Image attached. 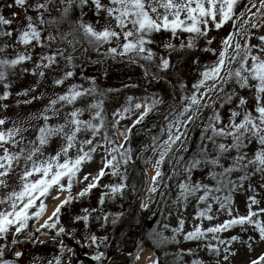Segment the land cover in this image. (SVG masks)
<instances>
[{
    "label": "snow or ice",
    "instance_id": "snow-or-ice-1",
    "mask_svg": "<svg viewBox=\"0 0 264 264\" xmlns=\"http://www.w3.org/2000/svg\"><path fill=\"white\" fill-rule=\"evenodd\" d=\"M242 2L243 0H0V85L3 87L0 101H7L12 96V82L9 77L17 75V69L23 74L42 79L49 71L55 73L62 70V75L55 76L52 80L53 86L60 87L74 77L76 61L90 59L86 54L95 52L103 60L93 63L100 64L108 59H126L129 63L146 61L154 64L159 72H167L172 67L170 53L177 49V44L171 40L163 44L168 55L159 57L157 62V55L152 47L156 44L157 34L169 33L172 39L180 40V50H191L197 47L201 38L208 45L213 43L212 39H207V26L214 24L220 29L232 22L236 28V20L242 21L236 31L222 40L223 47L216 61L211 66L204 67L200 79L192 86V95L181 97L186 103L169 122L167 139L161 143L153 137L152 143L145 146V150L150 148L157 157L154 162L151 157L144 161L152 164L154 170L151 186L148 187L151 204L154 203L153 196L160 187L171 188V183H164L165 174L161 166L166 158L183 148L186 134L180 129H187L189 125L195 124L204 109L212 110V115L207 117V123L202 124L200 153L189 160L181 155L176 161L178 166L183 167L187 177L179 181V192L174 203L183 202L187 205L190 198H195L198 204H204L205 207L198 210L195 220H213V203L219 204L217 212L227 211L231 218L208 228L197 224L188 232H184L185 221L180 219L179 226L172 231L174 234H183L186 241H207L205 248L215 255L216 264H219L221 258L227 262L229 254L234 255L226 246L229 242L220 239L218 235L232 226L239 225L244 229L245 225H252L253 230L258 232L259 241L264 242V221L254 219L264 214V208L258 212L252 210V205L259 204L255 195L248 197L247 215L234 217L231 207L225 203L231 200V196L225 195L221 199L219 195L226 189L231 193L238 188H244L245 182H248L247 191H255L253 181L257 187L264 189V35L258 37L260 44L250 43L251 30L264 28V0H247L244 10L237 15L236 8ZM253 9L256 11L253 12ZM246 15L248 18L244 19ZM241 33L245 37L244 44L239 40L234 42V37ZM184 34H187V38L181 39ZM203 51L216 54V50L210 47H205ZM77 53L81 55L78 56ZM61 61L64 62L63 69ZM194 62L199 63L198 60ZM28 63L32 64L31 68L25 66ZM104 75L107 76V72ZM145 75H149L147 69ZM152 76L154 78L155 74ZM88 79L91 87L68 84L67 90L49 98L48 104L38 114L24 119L18 117L15 120L0 117V187L10 188L13 164L19 167L21 159L24 160L20 190L13 189L6 198L0 199V205H8L0 211V241L9 240L11 237L9 242L12 245L28 240L43 243L36 233L46 235L41 229H57L61 209L75 199L71 193L73 178L85 163L92 160V154L98 149L104 151L103 165L95 175L89 173L83 176L81 182L87 184L78 196L83 197L98 187L101 178L108 174L106 169L110 168L113 176L120 177V182L104 186L109 191L102 194L100 203H104L105 197H123L124 190L128 187L127 166L133 158L130 147L132 129L141 124L162 101L153 98L150 103H136L135 109L140 110L143 107V111L139 112L130 126L120 128L121 120L127 118L124 114L132 110L133 98L129 97V106L113 113L117 119L112 125V135L109 136L102 115V101L89 103L86 108L76 107L82 98L99 93L95 87V78ZM238 89L249 91L251 97L240 95ZM30 93V99L18 101L17 104H30L44 98L43 94L35 95L34 86L26 88L22 93L17 92L16 95L28 97ZM217 105L220 108L230 106L226 122L217 111ZM0 107L7 110L9 105L4 103ZM86 111L89 112L90 119L82 118ZM53 119H63V123L50 124L49 121ZM41 120L42 125L33 124V121ZM30 130L36 132L34 140L25 136ZM89 133L90 138L78 139L81 134ZM117 133L123 138V143H116ZM163 134L162 130L160 135ZM57 137L63 141L59 150L54 155L43 158L45 148ZM205 140L207 144L203 143ZM126 144L129 146L125 147ZM208 144L212 146L211 152ZM73 149L76 150L75 156L70 155ZM195 169H207L206 178L215 181V184L204 183L202 180L193 181L192 173ZM233 173H239L235 180L232 179ZM179 175L173 169L168 180L178 178ZM144 177L147 185V171L144 172ZM65 179L66 185L63 182ZM54 187L60 193L67 191V197L55 206L51 216L35 228L34 232L26 233L22 241L19 237L28 228V221L33 218L38 220L46 205L41 201L38 205L39 211L31 213L30 209L37 206L35 202L38 199L50 195ZM160 195L163 197L165 193ZM141 207L147 208L148 205L142 204ZM84 212L88 214L76 217V220L83 219L87 222L90 213L88 209H84ZM116 222L117 219L112 220L113 224ZM107 223L106 214L102 226ZM65 234L68 233L63 226L56 231V237ZM107 239L89 233L80 237L77 242L87 240L89 246L95 245L99 249L101 244L107 246ZM163 239L167 241L169 238ZM171 239L179 243L175 235ZM213 240L216 241L215 244L211 242ZM237 240L247 243L251 249L254 237L249 236L247 241L241 240L239 236L231 237V241ZM221 245H225L222 257ZM137 247L140 249L139 245ZM7 248V244L0 243V264H13V261L4 258ZM60 248L61 255L54 257L48 264H62L61 257L65 249L68 253H73V249L67 247L62 239ZM188 254H193L192 249H188ZM14 256L19 259L23 252L17 250ZM134 258L140 259L139 250ZM92 259L103 264L105 253L97 251ZM152 264H159V257ZM192 264H203V261L194 259ZM251 264H264V255L252 260Z\"/></svg>",
    "mask_w": 264,
    "mask_h": 264
},
{
    "label": "rangeland",
    "instance_id": "rangeland-1",
    "mask_svg": "<svg viewBox=\"0 0 264 264\" xmlns=\"http://www.w3.org/2000/svg\"><path fill=\"white\" fill-rule=\"evenodd\" d=\"M247 0H243L242 3L236 8L237 15L240 11L244 10V4ZM253 12L256 9L252 10ZM247 15L244 19H247ZM235 19V18H234ZM256 22H259L258 20ZM242 23L241 20H236V28H239L240 24ZM250 27V26H249ZM236 28L233 27L232 22L225 24L222 28L217 29L214 24L207 26L206 31L208 32L207 39H212L213 43L208 45L204 38H201L198 41V45L194 49H179L180 40L172 39L170 34H165L161 39H157V35L155 37L156 44L152 45L153 50L156 52L157 55V62L159 61V57L168 55L164 48L163 44L168 43L170 40L172 43L177 44V49L170 53V60L172 67L165 72L169 74V77H163L160 74L154 64H146L150 65L151 74L154 73L155 77L147 76L146 77L139 75V69L136 67L131 68V73L127 74L118 80L121 81L116 88H113V91L107 92V94H94L92 96L84 97L79 100L76 104V107L86 108L89 103L93 102H103V113L102 115L105 118V127L109 133V136L112 135V125L115 123L116 117L113 116V113L117 109L123 110V108L129 106L128 98L132 97L131 107L132 110L128 113H125L126 119L121 120L119 127L123 128L124 126H130L133 120L136 119L139 112L143 111V107L140 110L135 109L136 103L146 104L150 103L153 98L161 100L162 102L156 105L152 112L148 114L144 121H147L148 124H145L143 121L140 124H137L135 128L132 129V136L130 140V147L132 149V162H135L140 167L142 171V177H144V172L147 171V185L145 184V177H144V187L142 186L137 187V192H142V197L139 202L140 209H143L145 212H149L148 214V225L145 234L143 235L142 242L139 245V255L140 259L136 260L134 256L131 258L128 264H152L157 257H159V264H192L194 259L203 261V264H216V257L214 254H211L205 248V244L207 241H186L183 238V234H174L173 229L179 226L180 219L185 221L184 224V232L191 231L194 225H201L203 228L212 227L216 224L223 223L225 220L230 219L231 217L228 215L227 211H220L217 212L219 208V204L213 203V212L214 219L209 221L207 219L195 220L194 217L196 216L198 210L203 209L205 207L204 204H198L195 198H190L187 205H184L183 202L180 204L174 203L177 198L179 189L177 187L179 181L181 179H185L187 177V173L183 170L182 166L177 165L178 158L183 155L185 160H189L194 156H197L200 153L201 148V137L200 133H202L203 128L202 124L207 123V117L212 115V110L210 108L204 109L202 114L200 115L199 119L196 121L195 124L189 125L187 129L181 128V132H185L183 148L180 151L174 152L169 158H166L165 163L161 166L163 173L165 174L164 183L168 184L171 183V188L160 187L157 194L153 196L154 203L149 204V192L148 187L151 186V177L154 175V170L152 164L144 163L149 157L152 158L153 162L157 158L153 155L152 150L149 148L145 150V146L152 143V138L156 137L161 143L167 139V128L168 124L171 120H173L176 115L181 111L184 103L181 99L182 96H191L194 89L193 85L197 83L200 79V73L204 70V67L211 66L217 59L219 51L222 49V40L226 38L229 33L236 31ZM252 36L250 43L252 45L260 44L258 37L264 35V28L260 29H252ZM187 34L181 37V39H186ZM235 40H239L241 44L245 43V37L243 33L234 37ZM205 47H210L216 50V54L214 55L212 52H205L203 49ZM90 54V53H89ZM78 56L81 53L77 54ZM91 55L94 57H99L95 52H92ZM93 57V58H94ZM92 58V59H93ZM96 58H94L95 60ZM109 60V59H108ZM106 60L103 63H106ZM111 60V59H110ZM119 60V59H118ZM199 61V63H195L194 61ZM122 62H127V60H119ZM61 68H64V62L61 61ZM140 63V62H139ZM139 63H134L140 69H144L145 67L141 66ZM77 64V63H76ZM97 64V63H96ZM108 64V63H106ZM144 65V64H143ZM28 68L32 67L31 63L25 65ZM83 71L75 68V75L69 81L66 82L65 85L60 87H55L52 85V80L55 76L62 75V70L57 72L49 71L45 78H40L38 76H32L30 74H23L20 69H17V75L10 76L9 79L12 82V96L7 101H0V105L7 103L9 108L4 110L0 107V117H7L11 120H15L18 117L20 119H24L27 117L32 116L33 114L40 113L44 107L48 104L49 98H52L54 94L63 93L67 90L68 84H77L83 85L84 88L91 87V82L88 78L94 77L96 80V76H94V72H100L99 68H94L92 70H85L81 67ZM159 72V73H157ZM143 78V81H140ZM145 78V79H144ZM168 78V79H166ZM132 79V80H131ZM127 85V87H126ZM135 85V86H133ZM184 85L185 87H182ZM36 88L35 95L39 96L43 94V99L34 100L30 104L19 103L18 101H23L25 99H30L32 93L29 94L28 97L23 95H16L17 92L22 93L26 88L30 87ZM231 87V86H230ZM3 87L0 85V93H2ZM240 95H244L246 97H251V93L247 90H239ZM213 99H216L213 96ZM229 105H225L224 108H220L217 105V111H219L221 117L227 121L228 117V108ZM95 111V110H92ZM83 119H90V114L88 111L85 112ZM50 124H57L63 123V119L56 120L53 119L49 121ZM33 124L42 125L43 121H33ZM10 126V125H9ZM199 128V135L194 137V132L196 129ZM163 130L164 134L161 136L160 133ZM175 132V129H173ZM29 139H35L36 132L35 130H30L28 133H25ZM86 138H90L89 134H81L78 139L84 140ZM195 138V139H194ZM100 137H97L99 140ZM206 141V140H205ZM63 143L58 137L53 138L50 144L44 150V157L46 158L48 155H54L56 151L59 150L61 144ZM116 143L120 144L123 143V138L119 136L117 133L116 136ZM207 144V142L205 143ZM129 145L126 144L125 147ZM209 151L211 152L212 146L208 144ZM87 150V146H85ZM186 149V151H185ZM13 151H18V149H13ZM27 153H25L26 155ZM234 154V153H233ZM71 156L76 155V150L73 149L70 152ZM104 155L103 149H98L94 154H92V160L87 162L83 165L82 170L77 174L76 177L73 178V186L71 189L72 196L75 197L69 204H66L59 213V221L57 224V229H41L42 233H47L46 235H41L44 241H51L54 240L53 238L56 237V231L59 227L63 226L67 230L68 234L63 236H70L69 234L74 233H88L90 228L95 227L97 224V217L101 220L103 217L102 206L100 204L101 196L103 193L108 192V188L104 187L105 185L116 184L120 182V177L113 176L111 174V169H106L108 173L104 177L101 178L99 182V186L93 188L87 195L83 197H79L78 193L86 187L87 182L83 181V176L89 173L95 175L98 173L100 168L103 165L102 156ZM110 158V157H109ZM24 168V160L21 159L19 167L13 164V171L11 172V179L9 180L10 188H3L0 187V199L6 198L9 193L14 189L19 191L22 185V181L20 180V175L22 174ZM173 169H176L180 175L179 177H173L171 181L168 180L169 176H172ZM131 168L127 166V177L130 174ZM123 172V168L121 169ZM207 169H195L192 173L193 181H203L204 183L208 184H215V181H211L206 178ZM218 171V170H217ZM239 173H234L232 175V179H236ZM119 181V182H118ZM65 185L67 184V180L63 181ZM248 182H245L244 188H238L236 191L229 193L227 189L224 192L219 193L221 199L225 197V195H230L231 200L225 201L227 205L231 207L232 216H243L247 215L248 213V204L249 196L255 195L256 199L259 201V204L252 205L253 211H259V209L264 208V189H261L256 186V182L253 181V187L255 191H247ZM104 191V192H101ZM160 193H165L163 197H161ZM67 191L60 193L54 187L50 195L47 197H41L38 199L34 206L30 209L31 213H35L39 211L38 205L41 201L46 205V209L43 214L40 216L37 222V226H40L44 223L45 220L51 216L54 208L57 204L60 203L61 200L67 197ZM53 197H58V199H53ZM105 202L113 203L112 199H107ZM148 205L147 208L141 207V205ZM8 205H0V211L7 208ZM116 208V206H111ZM84 209H88L90 216L89 220L85 222L83 219L76 220V217H83L88 213L84 212ZM95 209V211H92ZM117 214L111 215V224L113 219H118ZM254 219H259L264 221V214H261ZM35 218L30 219L29 223L33 222ZM119 222V220H118ZM37 228V227H35ZM34 228V231H35ZM28 232V228L25 229V232L20 235V239L23 241L25 234ZM38 234V233H37ZM175 235L176 240L179 243L174 242L171 238ZM219 238L229 242L226 246L230 249L231 253L234 255L229 254V260L227 262L223 261L221 258L219 264H251V261L257 259L260 255H264V242L259 241L258 232L253 230L252 225H245L244 229H242L239 225L230 227L227 231H223L218 234ZM50 236V237H49ZM232 236H239L241 240L247 241L249 236L254 237V242L252 244L251 249L247 246V243H241L240 240L231 241ZM169 238L165 241L163 238ZM53 242L52 248L56 251H61L60 248V240L57 239ZM9 240L0 241V243L7 244L8 248L5 252V259L13 258L16 259L20 264H36L37 259H41V252L35 248H27L26 250V241L18 244L12 245ZM213 244L216 243L215 240L211 241ZM64 244L68 247V243L64 242ZM221 257L224 254L223 249L225 245H221ZM188 249H192V255L188 254ZM22 251L23 256L17 259L14 256L15 251ZM150 251L153 253L152 259H147L144 257V252ZM64 252H67L65 249ZM183 252V255L181 253ZM47 254H44V259L46 258ZM43 259V258H42ZM45 262V260H42ZM70 260H67V257L64 258L63 264H69ZM38 262V261H37ZM37 263V264H42ZM73 264V261L71 262Z\"/></svg>",
    "mask_w": 264,
    "mask_h": 264
},
{
    "label": "trees",
    "instance_id": "trees-1",
    "mask_svg": "<svg viewBox=\"0 0 264 264\" xmlns=\"http://www.w3.org/2000/svg\"><path fill=\"white\" fill-rule=\"evenodd\" d=\"M165 34L168 35L169 33L165 32V33L157 34V39H161ZM89 53L86 54V57H90V59L86 58L84 61L77 60L76 61V63H77L76 67L78 69H80L81 71H83V69H81V67L84 68L85 70H92V69L97 68V67L99 68L100 72L98 73L96 71L93 74L94 76H96L95 87L99 90L100 93H102L104 95V97L107 94L108 89L116 88L119 84H121L120 83L121 81H119L118 79L127 75V74H130L132 67L138 68L140 71L139 75H141L143 77L145 76L148 81H151L145 75V71L147 69V71L149 73L148 76H152L153 73L151 74V71H150L151 69L149 67L150 65L146 64L145 61H140V64L145 67V70L144 69L141 70L140 67H138L134 63H127V62H122L119 60H110L109 59L106 62L108 64H106V63H100V64L94 63L93 64V61L103 60V57H96V56L94 57V55H91L92 52H89ZM77 54H79V53H77ZM93 57L96 59L94 60ZM92 71H94V70H92ZM105 72H107V76L104 75ZM157 73H159V72H157ZM160 74H163V75H161L163 77L170 78L169 74L165 75V72H161ZM168 78H166V79H168ZM140 81H143V78H141ZM144 122H145V124H148L147 121H144ZM140 126H142V125L140 124ZM197 135H199V128L196 129L194 132L195 138L197 137ZM200 137H201V135H200ZM206 142L207 141H203V143H206ZM128 166L131 168L130 174L127 177L128 187L124 190V195L122 198L117 196L115 199H112L113 203H110L111 206H116V208H120L123 206L127 208L131 204H134L135 201L138 199V196L142 193L140 191L137 192V187L139 186V188H140V186H142V188H143L145 185L144 184V177H142L143 176L142 171L140 170V167L138 166V164H136L135 162H130V164ZM225 166H227V162H225ZM232 175H234V173ZM101 192H104V191H101ZM106 198L107 197H105V200H106ZM105 200H104L103 204L106 203ZM139 202H140V200L137 202V207H139ZM107 203H109V202H107ZM111 208H113V207H111ZM131 210H129L130 213H131ZM141 213H142V216H141L142 220H141V224H139V225H141L140 228H137L136 230H134L132 232V229L136 228L135 227L136 226L135 219H134V217H133V219L126 217L125 213L122 211V215L120 216V220L118 222V225L115 227L114 230L111 231L112 234H114L115 236L120 237V238L123 236V234L125 232L126 248L130 251L133 249L132 247H134L133 250L138 249L137 246L141 244L143 235L145 234V231L147 230V225H148L147 215L149 212H145V211L141 210ZM135 217H138V214H136ZM138 223H140V222H138ZM126 264H128V263H126Z\"/></svg>",
    "mask_w": 264,
    "mask_h": 264
},
{
    "label": "flooded vegetation",
    "instance_id": "flooded-vegetation-1",
    "mask_svg": "<svg viewBox=\"0 0 264 264\" xmlns=\"http://www.w3.org/2000/svg\"><path fill=\"white\" fill-rule=\"evenodd\" d=\"M132 209V210H131ZM129 210H131V213L129 212ZM122 211L125 213V216L130 218V219H135V224H136V228L132 229V232L134 230H136L137 228H140L141 225V209L139 207H137V202L135 201L134 204H131L130 206L126 207H120V208H111L110 203H105L103 204V208H102V216L104 217V215H108V223L106 226H102L103 224V217L97 220V224L95 225V227L90 228V230L88 231V233H74V234H69L70 236H62V237H58V240H63L64 242L68 243V247L73 249V253H68V252H64V255L61 257L62 259V264H63V260L65 257H67V260H70L69 262L73 261V264H98L97 261H94L92 259V256L96 254L97 251H102L105 253V259L103 261V264H126L129 263V261L131 260V258L134 256L136 250H133L134 247H132L133 251L128 250L126 248V236H125V232L123 234V236L117 237L114 234L111 233L112 230L115 229V227L118 225V220H120V216L118 215L120 213H122ZM112 214H117V222L116 224H111V215ZM138 214V217H135V215ZM40 218V217H39ZM38 220H35L33 223H30L28 225V232H34V228L35 227H39L37 226ZM140 222V223H138ZM139 225V226H138ZM126 230V229H125ZM124 230V231H125ZM42 231V230H41ZM89 233L95 234L98 237H107V241L106 244L107 246H104V244H101L100 248L97 249L95 245H91L89 246V242L87 240H83L81 242H77L80 237L87 235ZM36 235L39 237V239L41 240L42 236L40 233H36ZM50 237V236H49ZM43 243H39V242H35L32 240H28L26 241V250L27 248H35L39 251V254L41 252V259H37V261L39 263H42V260H45V262L43 261L42 264H48L49 261H53L54 257H58L61 255V251H56L55 249L52 248V245L54 244L53 242L56 241L55 240H51V241H44V239H42ZM131 253L132 255L129 256L128 254ZM44 254H47L46 258L44 259ZM43 258V259H42ZM36 261V264L38 263Z\"/></svg>",
    "mask_w": 264,
    "mask_h": 264
},
{
    "label": "bare ground",
    "instance_id": "bare-ground-1",
    "mask_svg": "<svg viewBox=\"0 0 264 264\" xmlns=\"http://www.w3.org/2000/svg\"><path fill=\"white\" fill-rule=\"evenodd\" d=\"M152 255L153 253L148 250L144 252V257H146L147 259H152L153 258Z\"/></svg>",
    "mask_w": 264,
    "mask_h": 264
},
{
    "label": "water",
    "instance_id": "water-1",
    "mask_svg": "<svg viewBox=\"0 0 264 264\" xmlns=\"http://www.w3.org/2000/svg\"><path fill=\"white\" fill-rule=\"evenodd\" d=\"M8 260H11V261H13V264H20V263H18L16 260H14V259H8Z\"/></svg>",
    "mask_w": 264,
    "mask_h": 264
}]
</instances>
